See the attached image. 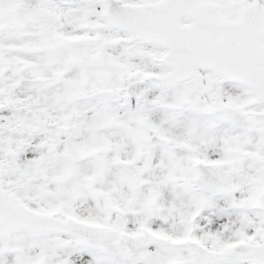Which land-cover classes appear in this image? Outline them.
Listing matches in <instances>:
<instances>
[{
  "label": "snow or ice",
  "instance_id": "1",
  "mask_svg": "<svg viewBox=\"0 0 264 264\" xmlns=\"http://www.w3.org/2000/svg\"><path fill=\"white\" fill-rule=\"evenodd\" d=\"M0 264H264V0H0Z\"/></svg>",
  "mask_w": 264,
  "mask_h": 264
}]
</instances>
